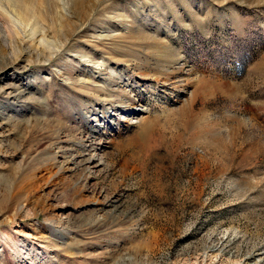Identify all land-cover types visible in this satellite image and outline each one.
Masks as SVG:
<instances>
[{
    "label": "rangeland",
    "instance_id": "rangeland-1",
    "mask_svg": "<svg viewBox=\"0 0 264 264\" xmlns=\"http://www.w3.org/2000/svg\"><path fill=\"white\" fill-rule=\"evenodd\" d=\"M64 1L0 0V264H264V0Z\"/></svg>",
    "mask_w": 264,
    "mask_h": 264
},
{
    "label": "bare ground",
    "instance_id": "bare-ground-1",
    "mask_svg": "<svg viewBox=\"0 0 264 264\" xmlns=\"http://www.w3.org/2000/svg\"><path fill=\"white\" fill-rule=\"evenodd\" d=\"M62 1H64V0H62ZM67 1H68V0H67ZM64 2H65V1H64ZM64 4H65V3H64ZM65 5H66V4H65ZM62 6H63V5H62ZM64 11H65V10H64ZM35 25H36V24H35ZM26 26H27V25H26ZM32 27H33V26H32ZM14 30H16V29H14ZM28 31H29V30H28ZM40 32H41V31L39 30V28L35 27V28H33V31L31 32V34H32L33 36H35V35H37V34H40ZM27 33H28V32H27ZM28 34H29V33H28ZM25 37H26V36H24V38H25ZM27 37H28V35H27ZM30 38H31V37H30ZM45 38H46V37L43 36V39H42V40L45 41ZM12 39H13V38H12ZM21 39H22V38H21ZM26 39H27V38H26ZM32 40H33V39H32ZM135 109H136L135 107H132V109H127V108L125 109V108H124L123 110H127V111L132 110L131 112H134Z\"/></svg>",
    "mask_w": 264,
    "mask_h": 264
}]
</instances>
